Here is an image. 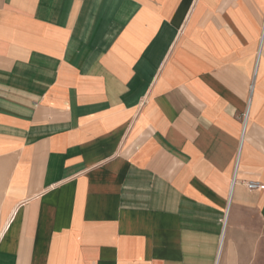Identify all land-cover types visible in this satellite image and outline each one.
<instances>
[{"label":"crops","instance_id":"0c3cea01","mask_svg":"<svg viewBox=\"0 0 264 264\" xmlns=\"http://www.w3.org/2000/svg\"><path fill=\"white\" fill-rule=\"evenodd\" d=\"M264 0H0V264H264Z\"/></svg>","mask_w":264,"mask_h":264},{"label":"built area","instance_id":"2783aa9c","mask_svg":"<svg viewBox=\"0 0 264 264\" xmlns=\"http://www.w3.org/2000/svg\"><path fill=\"white\" fill-rule=\"evenodd\" d=\"M246 187L247 189L252 190V191H263L264 190V185L258 182H248L246 183Z\"/></svg>","mask_w":264,"mask_h":264}]
</instances>
